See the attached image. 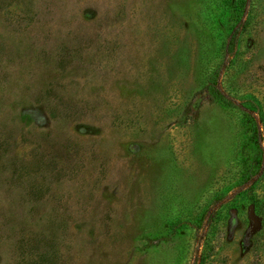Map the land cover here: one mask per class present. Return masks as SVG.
Wrapping results in <instances>:
<instances>
[{
    "label": "rangeland",
    "instance_id": "rangeland-1",
    "mask_svg": "<svg viewBox=\"0 0 264 264\" xmlns=\"http://www.w3.org/2000/svg\"><path fill=\"white\" fill-rule=\"evenodd\" d=\"M224 1L0 0V264H264V0Z\"/></svg>",
    "mask_w": 264,
    "mask_h": 264
},
{
    "label": "trees",
    "instance_id": "trees-1",
    "mask_svg": "<svg viewBox=\"0 0 264 264\" xmlns=\"http://www.w3.org/2000/svg\"><path fill=\"white\" fill-rule=\"evenodd\" d=\"M247 1L248 0H225L224 1V7H225L224 13L227 12L228 16L232 15L234 17V21L230 27L228 37H236L237 33L242 27L243 16L245 13ZM213 95L223 100L224 95L222 94L220 90H218L217 92L214 91ZM247 113L250 117H253V115L256 112H255V109L254 110L252 109V110H248Z\"/></svg>",
    "mask_w": 264,
    "mask_h": 264
},
{
    "label": "water",
    "instance_id": "water-1",
    "mask_svg": "<svg viewBox=\"0 0 264 264\" xmlns=\"http://www.w3.org/2000/svg\"><path fill=\"white\" fill-rule=\"evenodd\" d=\"M251 218L253 219V226H252V230L256 229V227L258 226V219L256 216H254L253 213H251Z\"/></svg>",
    "mask_w": 264,
    "mask_h": 264
}]
</instances>
